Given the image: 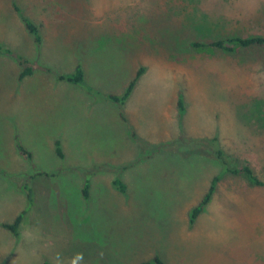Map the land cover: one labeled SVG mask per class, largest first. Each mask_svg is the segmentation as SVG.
I'll use <instances>...</instances> for the list:
<instances>
[{"label": "rangeland", "instance_id": "obj_1", "mask_svg": "<svg viewBox=\"0 0 264 264\" xmlns=\"http://www.w3.org/2000/svg\"><path fill=\"white\" fill-rule=\"evenodd\" d=\"M254 35L264 0H0V44L35 65L19 79L0 54V264H264V185L221 174L198 141L217 135L264 180V50L192 44ZM76 64L114 94L143 71L123 105L93 103L56 78ZM24 209L17 235L1 226Z\"/></svg>", "mask_w": 264, "mask_h": 264}, {"label": "trees", "instance_id": "obj_2", "mask_svg": "<svg viewBox=\"0 0 264 264\" xmlns=\"http://www.w3.org/2000/svg\"><path fill=\"white\" fill-rule=\"evenodd\" d=\"M15 9L18 11L19 14H21L17 7ZM22 22L24 23V26L33 38L34 42L36 44H39L42 40L40 29L37 24H35L33 21H31L28 17L24 15H20ZM193 46L199 48V47H210V48H220L222 50L232 51L237 48L241 47H249V46H258L263 48L264 50V36L263 35H254L250 37H228L225 39H217L213 40L211 42L207 43H199V42H192ZM0 54L11 56L15 59L17 64L21 67L20 73L18 75V78L21 79L24 76L30 75L33 70L35 69V65L24 55L21 53L16 52L12 48H10L7 45L0 44ZM264 65V56L263 61ZM143 71V68L140 67L132 79L128 82L126 87L124 88L123 92L121 94H114V93H108V92H102V90L95 88L93 85L89 84L84 75V69L81 66V64H76V66L71 70L67 72L60 73L56 76L57 80L60 81H66L71 84H75L82 88L86 94H88L91 98L93 103L94 102H115L119 105H123L124 102L128 99L130 96L135 83L138 79V77L141 75ZM177 105H178V111L180 116L184 114V102L182 94L180 93L178 95L177 99ZM122 117V115H121ZM179 126H181V122L179 121ZM200 143L204 144L205 147L208 148L207 154L217 160L221 166L220 172L225 173L229 172L234 175H240L242 176L247 183L250 185L255 186H262L264 185V180H262L251 168V166L247 162H238L235 159L232 158V156L228 153H226L219 145V139L217 135H213L211 137H201L198 140ZM16 148L18 152L22 155V157L30 158V152L27 151L19 141H16ZM54 150L58 157L63 158L64 153L61 148V143L59 139L55 140L54 144ZM1 171V170H0ZM219 175H216L212 178L211 183L202 196V198L199 200L197 204H195L188 213V222L190 225L194 223L196 218L199 216V214L203 211V208L205 205L210 201L212 193L214 191L215 187V180L218 179ZM113 186L115 189L120 191L121 193L126 192V185L124 182H122L120 179L116 178L113 180ZM88 189H89V183L88 181L83 183L82 187V195L84 198H88ZM26 190V197L28 204L32 203L33 200V193L32 189L29 186V184L25 185ZM25 213V209L22 210L19 214L15 216L12 222L10 223H2L1 226L7 230H9L13 235L18 234V226L23 218V215ZM40 264H51L47 261H44ZM138 264H165L164 261L158 256L154 255L151 259L141 261Z\"/></svg>", "mask_w": 264, "mask_h": 264}]
</instances>
